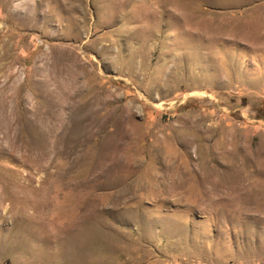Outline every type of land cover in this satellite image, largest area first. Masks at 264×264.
<instances>
[{
	"label": "rangeland",
	"instance_id": "1",
	"mask_svg": "<svg viewBox=\"0 0 264 264\" xmlns=\"http://www.w3.org/2000/svg\"><path fill=\"white\" fill-rule=\"evenodd\" d=\"M0 264H264V0H0Z\"/></svg>",
	"mask_w": 264,
	"mask_h": 264
}]
</instances>
